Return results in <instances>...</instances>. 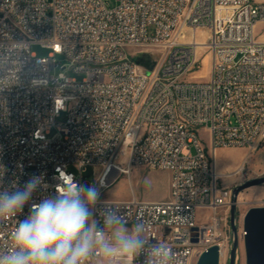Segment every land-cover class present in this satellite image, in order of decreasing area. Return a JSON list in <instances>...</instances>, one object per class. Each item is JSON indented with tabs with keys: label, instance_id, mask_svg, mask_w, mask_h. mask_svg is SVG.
Masks as SVG:
<instances>
[{
	"label": "built area",
	"instance_id": "2783aa9c",
	"mask_svg": "<svg viewBox=\"0 0 264 264\" xmlns=\"http://www.w3.org/2000/svg\"><path fill=\"white\" fill-rule=\"evenodd\" d=\"M257 21L264 2L255 0H0V191L34 175L47 186L0 221V251L31 205L55 196L61 173L97 185L100 229L105 209L118 210L127 226L144 224L146 250L167 245L173 264H195L214 244L228 249L236 183L217 173L216 153L264 143ZM34 44L49 53L37 55ZM144 49L158 54L149 67L137 61ZM207 55L209 78L195 79ZM136 166L170 172L166 199L104 196ZM144 262L141 253L133 264Z\"/></svg>",
	"mask_w": 264,
	"mask_h": 264
},
{
	"label": "clouds",
	"instance_id": "9594fccd",
	"mask_svg": "<svg viewBox=\"0 0 264 264\" xmlns=\"http://www.w3.org/2000/svg\"><path fill=\"white\" fill-rule=\"evenodd\" d=\"M55 196L33 203L29 214L16 223L11 242L0 251V264H86L89 257L107 258L108 264H133L145 253L144 264H173L174 253L164 243L147 248L145 226L131 227L118 213L106 208L98 227L93 209L100 198L96 184H78L61 173ZM103 186V179L99 180ZM47 187L42 176L34 175L22 188L0 191V221L23 212L33 193Z\"/></svg>",
	"mask_w": 264,
	"mask_h": 264
},
{
	"label": "rangeland",
	"instance_id": "374dc122",
	"mask_svg": "<svg viewBox=\"0 0 264 264\" xmlns=\"http://www.w3.org/2000/svg\"><path fill=\"white\" fill-rule=\"evenodd\" d=\"M259 37L264 36V25L260 27L256 33ZM32 51L37 55H47L49 49L34 44ZM158 54L151 52V49H144L141 55L137 57V61L146 67L156 63ZM57 59L60 64L67 61L63 56L58 55ZM60 69L56 68L55 73ZM67 75L81 79L84 75L66 70ZM195 79H208L210 75V56H204L202 67L194 73ZM63 113L59 120L65 119ZM202 137L209 141V135L206 131H202ZM217 171L223 174V180L228 183H236V187L244 185L250 180L264 178V143L256 150L249 152L243 147H219L216 153ZM241 168L244 170V176L241 174ZM239 171V172H238ZM92 168L89 167L84 176L88 180L91 178ZM170 172L168 170L148 168L136 166L132 169L131 174H122L117 181L104 192V196L116 199H128L133 193L139 198L148 200L166 199L169 194ZM239 200V202H238ZM236 216L235 225L237 227L238 246L235 253V264H246V251L244 244V215L246 211L253 206H264V182L256 185L248 186L239 191L235 197ZM231 208L229 209V235L228 254L225 258H221V264H230V252L234 245V232L231 225ZM197 262V261H196ZM195 262V264H196ZM194 264V262H193Z\"/></svg>",
	"mask_w": 264,
	"mask_h": 264
},
{
	"label": "water",
	"instance_id": "95a60500",
	"mask_svg": "<svg viewBox=\"0 0 264 264\" xmlns=\"http://www.w3.org/2000/svg\"><path fill=\"white\" fill-rule=\"evenodd\" d=\"M264 182V178L253 179L233 189L234 195L245 187ZM236 203L231 205V225L234 232V245L230 252V264H235L238 246L237 227L235 225ZM244 244L246 264H264V206L250 207L244 215ZM196 240V239H194ZM196 264H221V251L217 244L209 246L198 257Z\"/></svg>",
	"mask_w": 264,
	"mask_h": 264
},
{
	"label": "crops",
	"instance_id": "0c3cea01",
	"mask_svg": "<svg viewBox=\"0 0 264 264\" xmlns=\"http://www.w3.org/2000/svg\"><path fill=\"white\" fill-rule=\"evenodd\" d=\"M256 2L262 3L264 0H255ZM264 25V21H257L255 25V32L257 33L258 29ZM259 39L264 40V36L261 35L260 37L258 36Z\"/></svg>",
	"mask_w": 264,
	"mask_h": 264
},
{
	"label": "bare ground",
	"instance_id": "6f19581e",
	"mask_svg": "<svg viewBox=\"0 0 264 264\" xmlns=\"http://www.w3.org/2000/svg\"><path fill=\"white\" fill-rule=\"evenodd\" d=\"M216 167H217V166H216ZM217 173H221V172H218V171H217ZM238 202H239V200H238ZM226 254H228V252H227V248H226V249H223L222 252H221V258H222V260H223V258H225Z\"/></svg>",
	"mask_w": 264,
	"mask_h": 264
}]
</instances>
